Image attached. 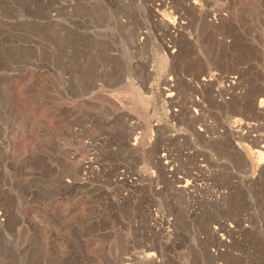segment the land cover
<instances>
[{"label":"rangeland","instance_id":"obj_1","mask_svg":"<svg viewBox=\"0 0 264 264\" xmlns=\"http://www.w3.org/2000/svg\"><path fill=\"white\" fill-rule=\"evenodd\" d=\"M129 257L264 264V0H0V264Z\"/></svg>","mask_w":264,"mask_h":264},{"label":"bare ground","instance_id":"obj_2","mask_svg":"<svg viewBox=\"0 0 264 264\" xmlns=\"http://www.w3.org/2000/svg\"><path fill=\"white\" fill-rule=\"evenodd\" d=\"M49 209V208H48ZM48 209H47V216H48V218L51 220V221H53V220H55V218H54V216L52 215V212H50V211H48ZM51 210V209H50ZM149 255V254H148ZM151 256H147V258H150ZM122 258H124V257H122ZM118 259V258H117ZM137 259L135 258V257H132V258H128V262H126V261H124L123 259H121L120 260V263L119 264H134V263H136L137 261H136ZM136 261V262H135ZM138 264H151V261H149V260H147V259H140L138 262H137Z\"/></svg>","mask_w":264,"mask_h":264},{"label":"built area","instance_id":"obj_3","mask_svg":"<svg viewBox=\"0 0 264 264\" xmlns=\"http://www.w3.org/2000/svg\"><path fill=\"white\" fill-rule=\"evenodd\" d=\"M225 79H226V81L228 82V83H227V86H228L229 88L232 87L231 84H234V83H235V81L232 80V79H234L233 76H226ZM228 87H227V89L230 90ZM221 91H222L221 89H217V96H218V97H221V96H222V95L220 94Z\"/></svg>","mask_w":264,"mask_h":264}]
</instances>
